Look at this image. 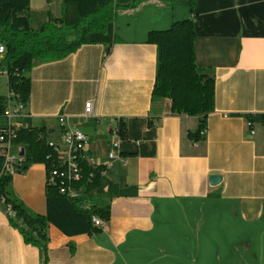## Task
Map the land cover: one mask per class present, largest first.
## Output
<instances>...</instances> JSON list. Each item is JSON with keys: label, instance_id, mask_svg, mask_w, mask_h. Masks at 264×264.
<instances>
[{"label": "crops", "instance_id": "obj_1", "mask_svg": "<svg viewBox=\"0 0 264 264\" xmlns=\"http://www.w3.org/2000/svg\"><path fill=\"white\" fill-rule=\"evenodd\" d=\"M61 1L29 0L32 28L47 10L59 17ZM183 19L194 23L196 64L214 77V108L197 142L186 135L197 116L171 114L168 98L152 101L157 49L149 33ZM113 31L108 53L103 43L83 44L25 72L31 91L19 128L60 141L66 115L67 126L86 134V162L105 166L91 201L110 206L97 235L49 224L46 264H264V122L245 116L264 114V0H140L116 8ZM88 100L92 115L84 117ZM119 119L125 139L112 133ZM116 140L120 157L110 158ZM18 153L25 160L8 190L43 214L45 164L26 160L27 144L14 142L10 155ZM212 174L220 182L211 185ZM2 204L0 196V264H44Z\"/></svg>", "mask_w": 264, "mask_h": 264}, {"label": "trees", "instance_id": "obj_2", "mask_svg": "<svg viewBox=\"0 0 264 264\" xmlns=\"http://www.w3.org/2000/svg\"><path fill=\"white\" fill-rule=\"evenodd\" d=\"M140 0L117 4L114 0H62L60 15L47 10V19L37 29L30 24L29 0H0V40L6 45L1 60L7 71L8 90L13 91L26 104L31 91V80L25 75L36 63L60 60L75 52L83 44L103 43L106 53L116 41L113 21L116 8L133 7ZM195 28L191 19L174 21L166 30L151 31L149 42L156 45V74L152 89V101L168 98L170 113L197 116V125L187 132L191 141H203L207 115L214 108V77L201 69L195 60ZM6 95L0 94V117L3 114ZM259 119L262 115H245ZM151 125V122L148 123ZM43 129L19 128L15 143L28 145L26 160L42 161L51 151L40 137ZM116 133L127 138L122 119L117 121ZM4 158L0 156V196L9 224L18 230L26 244L43 252L47 262V227L54 225L66 235H97L101 227L94 225L93 216L104 222L110 217V206H99L91 201V191L99 185L104 165L93 166L82 161L83 193L68 197L56 187H46V212L33 213L12 196L8 190L11 175L3 171ZM10 206V210L7 207ZM73 251V245L70 246Z\"/></svg>", "mask_w": 264, "mask_h": 264}, {"label": "built area", "instance_id": "obj_3", "mask_svg": "<svg viewBox=\"0 0 264 264\" xmlns=\"http://www.w3.org/2000/svg\"><path fill=\"white\" fill-rule=\"evenodd\" d=\"M6 53V45L0 40V74L7 77V71L1 66V60ZM26 104L13 91L6 94L5 108L0 119V156L4 158L3 171L11 173L24 162L23 155H10V148L14 143L19 129V122L25 115ZM93 101L88 100L84 105L83 116L92 115ZM67 116L61 114L58 118L61 124L60 141L47 140L45 144L50 148L46 156V187H56L59 193L68 197H76L83 193L81 181L83 179L82 161H86L85 146L86 134L76 128L66 125ZM253 133V131H251ZM117 135L116 128L112 130ZM110 158H119L118 141L112 142ZM94 225L103 226V220L92 217Z\"/></svg>", "mask_w": 264, "mask_h": 264}, {"label": "rangeland", "instance_id": "obj_4", "mask_svg": "<svg viewBox=\"0 0 264 264\" xmlns=\"http://www.w3.org/2000/svg\"><path fill=\"white\" fill-rule=\"evenodd\" d=\"M59 8H60V5L58 7V12H59ZM4 77H5L4 75L0 74V93L6 92L5 84L2 82V80L5 79ZM15 151H16V147L13 148L11 153L15 154Z\"/></svg>", "mask_w": 264, "mask_h": 264}, {"label": "water", "instance_id": "obj_5", "mask_svg": "<svg viewBox=\"0 0 264 264\" xmlns=\"http://www.w3.org/2000/svg\"><path fill=\"white\" fill-rule=\"evenodd\" d=\"M21 155H22V153H21ZM220 180H221V176L218 174H212L209 176V183L211 185L217 184L218 182H220Z\"/></svg>", "mask_w": 264, "mask_h": 264}, {"label": "bare ground", "instance_id": "obj_6", "mask_svg": "<svg viewBox=\"0 0 264 264\" xmlns=\"http://www.w3.org/2000/svg\"><path fill=\"white\" fill-rule=\"evenodd\" d=\"M7 210H10V206H9V207H7Z\"/></svg>", "mask_w": 264, "mask_h": 264}]
</instances>
